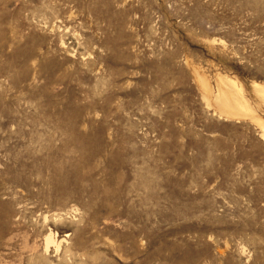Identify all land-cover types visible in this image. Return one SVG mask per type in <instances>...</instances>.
<instances>
[{
  "label": "rangeland",
  "instance_id": "rangeland-1",
  "mask_svg": "<svg viewBox=\"0 0 264 264\" xmlns=\"http://www.w3.org/2000/svg\"><path fill=\"white\" fill-rule=\"evenodd\" d=\"M0 264H264V0H0Z\"/></svg>",
  "mask_w": 264,
  "mask_h": 264
}]
</instances>
